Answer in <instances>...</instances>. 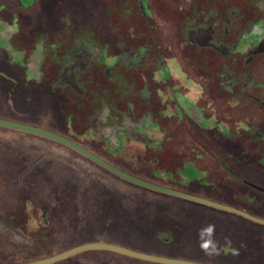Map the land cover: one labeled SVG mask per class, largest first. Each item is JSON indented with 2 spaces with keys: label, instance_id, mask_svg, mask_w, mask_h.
Wrapping results in <instances>:
<instances>
[{
  "label": "rangeland",
  "instance_id": "1",
  "mask_svg": "<svg viewBox=\"0 0 264 264\" xmlns=\"http://www.w3.org/2000/svg\"><path fill=\"white\" fill-rule=\"evenodd\" d=\"M17 2L0 0L9 11H2L0 16L10 20L14 15L22 22L23 37L27 39L49 31L58 37L62 53L86 43L95 54L105 49L108 56L115 57L146 49L148 59L146 65L140 67H126L114 63L116 60L112 58L105 67L95 64L89 67L88 74L80 75L74 91L70 88L26 90L16 83L3 86L4 97L11 99L17 111L29 110L32 117H44L40 114L43 109L48 113L47 124L52 129L141 179L173 186L192 183L193 189H201V193L213 197L219 192L214 194L210 189L215 192L217 184L223 189L221 184L224 183L235 192L242 189L240 201L251 209L264 205L263 200L251 196L248 185L233 178L221 166V161L225 162L244 180L260 186L264 180V145L251 139L233 142L215 128L217 122L234 130L241 127L242 122L250 125L256 122L258 128L264 123V104H260L264 102V54L261 55L264 47L257 50L256 61L245 67L243 60L253 55L251 49L237 53L236 60L231 61L211 50L197 51L196 46L186 42L190 26L220 18L221 22L227 17L233 18L232 38L250 31L254 23L264 24V0H150L154 19L149 21L142 16L137 0H41L31 10H23ZM232 11L237 12L235 16ZM262 24L257 26L255 34L244 37V45L250 41L256 43L257 36L264 30ZM2 32L0 28V36ZM157 54L168 59L176 56L191 78L208 85L202 93L186 87L180 89V93L190 94L205 116L211 117L213 125L196 133L189 126L177 127L180 121L176 118H166L161 121L162 129L166 131L170 125L177 131L172 132L171 137L165 136L162 145L158 128L144 124L143 130L157 135L152 146L159 152L141 146L138 137L135 141H126L125 150L111 156L103 150V139L101 142L95 137L94 128L100 133L97 120L100 118L112 125L118 122L114 117L131 108L138 109L137 117L147 111L141 91L144 88L152 92L165 91L157 74V68L165 62ZM61 66L60 60L54 61L50 78L53 82L56 80L53 74ZM226 66L233 68L236 74L247 72L251 76L246 107L233 100L223 87L226 76L222 73ZM107 68L110 73L106 72ZM164 73L169 70L165 69ZM153 104L156 110L160 108L159 104ZM121 138L119 134L120 144ZM19 141L28 145L21 152L22 156L14 153L13 143ZM19 180H22L21 187L13 188L12 183ZM224 195L228 201L236 202L228 191L221 197ZM258 196L264 198L261 193ZM0 201L1 205L5 203V212L10 215L20 209L28 218L34 213L33 222L22 215V230L30 232V241L23 233L14 239L13 243L22 244L17 248L9 241H0V264H28L98 241L149 246L140 249L163 252L165 248L155 237L171 241L178 232L180 239L191 247L183 252L185 256L211 261L208 249L232 239L220 251L225 255L239 252L233 255L234 264H264V230L236 218L211 215L205 210L150 194L113 177L73 150L3 128H0ZM41 212L48 213V217H40ZM261 215L264 216V212ZM196 235L198 239L194 240ZM212 249L214 255H219V249ZM89 252L60 264H141Z\"/></svg>",
  "mask_w": 264,
  "mask_h": 264
},
{
  "label": "flooded vegetation",
  "instance_id": "2",
  "mask_svg": "<svg viewBox=\"0 0 264 264\" xmlns=\"http://www.w3.org/2000/svg\"><path fill=\"white\" fill-rule=\"evenodd\" d=\"M40 1L41 0H21V8L23 10H31L37 7ZM137 3L144 19L146 21L153 20L154 9L150 4V0H137ZM1 8L2 11H8L6 10L7 8H4V6H1ZM236 13V11L231 12L232 16H235ZM0 18L6 20L1 16ZM220 20L207 22V24L204 25H196V27L190 26L191 30H189V37L188 39H186V42L190 45L196 46L197 51L201 52L211 50L213 52L219 53L225 59L231 61L236 60L235 57L237 53L240 54L246 49H251L253 50V55L251 54L249 56H246L243 60L245 67L251 66V64L256 61V56H258L257 50L264 47V30H262L263 32L260 36H257L256 43L250 41L249 43L244 45L242 41L245 36L255 34L257 26L262 23H254L250 25V31L241 32L235 38H232L231 30H233L234 27L233 18L227 17L223 20V22H221ZM3 23H1L0 26V28H3V32L1 33L2 36H0V43L1 45H3L7 41L8 46L6 50L10 56V59L18 63L19 65H22V75L27 82L26 84H24V88L27 90L31 88L42 90L43 88H45L48 89V91H52L59 88H63L64 90L70 88L72 91H74L75 84L78 82V78L80 77V75L85 76L86 74H88L90 70L89 67H92L95 64H98L96 67L107 66L109 64V59L111 58L116 60L114 63H120L122 65L124 64V66L126 67L145 66L148 62L146 49H139L134 52L132 51L127 55L120 54V56L115 57L108 56L105 49H101L99 54H95L89 49L92 47L84 43L82 47H78L75 49L70 48V50L62 53L61 51H59V39L54 33L49 31H46L45 33L39 32L35 37H30L29 39H27L23 37L24 32L22 30V22L16 20L15 17L12 22ZM220 23H222V27H219ZM262 25L264 26V24ZM220 30H222L223 36L220 35ZM262 54H264V52L261 53V55ZM157 57L165 62L163 65L157 68L158 77L164 84L165 91L163 92L162 90H158L156 92H152L149 88H144V90L141 91L142 96L146 100L145 103H147V111L143 112L141 116L137 117L135 116V114L137 115L138 109L131 108L129 109V111H125V113L114 117V119L118 118V122H114L112 125H107L105 121H102L100 120V118H98L97 127L99 128L100 133H98L97 130L93 127L94 134L97 140L102 142L103 139L104 141L103 150L107 151V153L111 156H116L118 153L123 152L126 147V141L129 140L132 142L135 141L134 139L138 137H140L138 138V140L141 143V146L146 148L151 147L154 151H157L152 146L155 137H157V135L160 136L163 145L165 136L167 137V135H170L171 137V133L177 131V128H174L170 125L169 127H167L168 130L164 131V129H162L161 121L166 118L172 120L176 118L180 121L177 127L180 126L183 129H186V126H189L196 133H199V131L201 132L211 129V126L213 125L211 117L205 116L204 110H202L201 107L198 106V102L192 100V98L189 96L190 94L187 93V95H185L184 93H180V89H183V87H186L191 91L194 90L195 93H202L203 91L207 90L208 85L200 84L195 79L191 78L189 76V72L185 69L184 65L178 60L176 56H172L170 59H168L157 54ZM53 60L55 62L57 60H60L62 64L60 70L56 74H53V78L56 79L54 82L52 81V79H50L52 78L51 68L53 67L54 63ZM165 69H168L169 73L165 74ZM106 72L110 73V68H107ZM222 75L226 76V80L225 82H223L224 86H222L226 88L230 93V97H233V100H236L238 104L246 107V98H249V92L247 89L249 87L248 84L250 83L251 76L247 72L236 74L234 73L233 68H231L230 66H226V69L224 70ZM159 97H161V99L167 98L168 100L163 101ZM153 103L159 104L160 108L156 110L153 106ZM260 104L262 105L264 104V102H260ZM8 106L12 111L15 112V107H11L13 105H10V103H8ZM217 123L218 124L215 127L216 131H218L221 136H224L225 138L233 142L251 139L259 144H262V146L264 145V131H262V128H264L263 122L260 124V128H258L259 126L256 127V122L252 123V125H250V123L242 122L239 123L241 127L238 126L237 130L231 129L229 126H226L222 122ZM144 124H152L153 126L158 128L159 133L157 135H154L150 131L143 130ZM69 130L70 129H68L67 131ZM56 133L68 137L69 139L77 142L78 144L89 150L86 145L80 143L79 141L74 140L62 133ZM119 134H122V144H120L118 140ZM22 135L35 136L26 133H22ZM38 138L41 140L51 141L42 137ZM13 144H15L16 146V149L14 151L16 156H22L23 151L26 149L25 147H28V145H25L21 141H19L18 143L14 142ZM22 146L24 147V149L20 150ZM29 147H32V145H29ZM35 147L37 148V146L34 145V148ZM91 152L94 153V151ZM95 154L100 157L102 156L101 154ZM20 183H22V180H19V182L16 184L12 183L14 186L13 188H20ZM260 184L261 185L259 186V188L262 189L260 193L264 196V180H262ZM4 195H7V193ZM261 200L264 201V198H261ZM4 206L5 203L1 205L0 201V207L2 208V210L0 209V241H9L14 247L17 248L18 246H22V244L19 245L13 243L16 236L23 233L25 236H27L29 241L31 238V234L29 231H27V229V232L22 230V215L25 220L27 219L29 222H33L34 213H30L28 218L26 214H22V210L20 209L19 212L10 215L5 212L6 210ZM38 209L39 211L41 210V208ZM40 217H42L43 219L45 217L47 218L48 213L41 212ZM2 238H4V240Z\"/></svg>",
  "mask_w": 264,
  "mask_h": 264
},
{
  "label": "water",
  "instance_id": "3",
  "mask_svg": "<svg viewBox=\"0 0 264 264\" xmlns=\"http://www.w3.org/2000/svg\"><path fill=\"white\" fill-rule=\"evenodd\" d=\"M0 128L3 129H8V130H13L16 132H21V133H26L30 135H35L38 137H42L48 140H51L53 142H56L58 144H61L76 153L84 156L88 160L92 161L96 165L100 166L110 174L139 187L161 193L164 195L180 198L186 201L194 202L197 204L205 205L211 208H215L218 210H222L225 212L237 214L247 220H250L254 223L264 225V219L256 217L240 208H236L233 206H229L226 204H222L220 202H216L214 200H210L207 198H203L200 196L192 195L183 191H179L173 188L165 187L156 183H152L149 181H146L144 179H141L139 177H136L130 173H127L120 168L112 165L105 159L101 158L100 156L96 155L95 153L91 152L90 150L86 149L85 147L81 146L77 142L69 139L68 137H65L61 134H58L56 132H53L51 130L34 126V125H29V124H24V123H19V122H14L10 120H5L0 118ZM89 251H107V252H112L116 254H120L132 259L140 260V261H145V262H150L154 264H200L197 262L189 261V260H183V259H173V258H167L163 256H157V255H151V254H146L142 252H138L126 247H122L116 244H111V243H105V242H92V243H87L83 244L74 248H71L63 253H60L58 255L45 258L42 260H38L35 262H31L28 264H56L58 262H61L63 260L69 259L73 256H76L81 253L89 252Z\"/></svg>",
  "mask_w": 264,
  "mask_h": 264
},
{
  "label": "trees",
  "instance_id": "4",
  "mask_svg": "<svg viewBox=\"0 0 264 264\" xmlns=\"http://www.w3.org/2000/svg\"><path fill=\"white\" fill-rule=\"evenodd\" d=\"M221 166L224 168V170L229 173L233 178H235L236 180L240 181L241 183H243L244 185H248L250 187V192L252 193L251 196L253 198H257L259 200H261V197L258 196V193H260L262 191L261 188H259V186L257 185H254V184H250L249 182H247L246 180H244L240 175H238L232 168H230L225 162H222L221 161ZM184 170V169H183ZM158 170H155L154 172H157ZM107 172V171H106ZM109 173V172H107ZM110 174V173H109ZM112 175V174H111ZM113 177L123 181L124 183L130 185V186H133L135 188H138V189H141L145 192H148L150 194H153V195H157V196H161V197H164V198H167V199H170V200H174V201H177V202H181L183 204H187V205H190V206H193L194 208H198V209H202V210H205L207 212H209V214L211 215H215V216H224V217H232V218H236L246 224H250L252 226H254L255 228L259 229V230H264V225H260V224H257V223H254L250 220H247L237 214H233V213H229V212H225V211H222V210H218V209H215V208H211V207H208V206H205V205H201V204H197V203H194V202H190V201H186V200H183V199H180V198H176V197H172V196H168V195H164V194H161V193H157V192H154V191H151V190H148V189H145V188H142V187H139V186H136V185H133V184H130L114 175H112ZM154 177V176H153ZM155 178V177H154ZM146 181H149V182H152V183H156V184H159V185H162V186H165V187H169V188H173V189H176V190H179V191H183V192H186V193H189V194H192V195H196V196H201V197H204V198H207V199H211V200H214L216 202H220L222 204H226V205H229V206H233V207H236V208H240L256 217H259V218H262L264 219V216L261 215L263 214V207L264 205H261V208H255L254 210L251 209L252 207H248L247 205H245V203H242L240 200H241V193L240 191L242 189H239L237 192L234 191L233 188H230L228 186V184H224L222 183V187H224L223 189L220 188V186H218V184L216 185V189H215V192H213V189L211 191V193H214L216 194L217 192H219V194H217V196L215 195V197H213L211 194L210 196L209 195H205L203 193H201V189L199 190H195L193 189L192 187V183L191 184H188V185H178V186H173L171 184H167L166 183H160V182H157V181H154V180H151V179H144ZM171 182V181H170ZM173 183V182H171ZM200 184V183H199ZM198 184V185H199ZM229 187V188H228ZM201 188V187H200ZM209 191V192H210ZM225 191H228V195L229 197L236 201V202H231V201H228L224 196L221 197L222 194L225 193ZM193 212H196V209L195 210H192ZM261 213V214H260ZM214 216L210 217V219H213ZM209 220V219H208ZM179 232L177 233V236L175 238H173L171 241H168V240H161V237L160 236H157L155 237L156 241L160 244L161 247L165 248L163 250V252H158V251H154V250H149V249H140V248H150L149 246H143V247H134V246H131V245H125V244H119V243H114V242H108V241H98V242H105V243H111V244H116V245H119V246H122V247H126V248H129V249H132V250H135V251H138V252H142V253H146V254H151V255H157V256H163V257H167V258H173V259H183V260H189V261H193V262H197V263H200V264H234L233 262L235 261V258L233 257V255H237L239 252H232L231 255H225L222 251H220V248L223 247V245H225L226 243H229V242H232V239L229 240V241H223L220 243V245H217L216 247H211L210 249V252L208 253L209 255H212L210 256L209 258L211 259V261H209L208 259L204 260V259H197V258H194V257H190V256H185L183 255V252L187 249V248H191L189 245H186L184 243V241H182V239H180V236H179ZM195 238L198 239L197 235L194 236V240ZM168 241V242H167ZM92 243V242H91ZM86 244V243H85ZM156 247V246H155ZM153 248V247H151ZM212 248H216V250L219 249V255L218 254H213L211 251L213 250ZM90 253V252H88ZM92 253V252H91ZM95 253H99V254H106V255H111L112 257H118V258H122V259H125V260H128V261H132V262H136V263H141V264H154V263H150V262H145V261H140V260H136V259H132V258H129V257H126V256H123V255H120V254H116V253H112V252H107V251H95ZM83 254H86V253H83ZM83 254H79L75 257H78V256H81ZM213 256H216L215 259L212 258ZM73 257V258H75ZM72 259V257H71ZM262 260V259H261ZM66 261V260H65ZM64 262V261H63ZM62 263V262H59V264Z\"/></svg>",
  "mask_w": 264,
  "mask_h": 264
},
{
  "label": "crops",
  "instance_id": "5",
  "mask_svg": "<svg viewBox=\"0 0 264 264\" xmlns=\"http://www.w3.org/2000/svg\"><path fill=\"white\" fill-rule=\"evenodd\" d=\"M17 4L19 7H21V0H18ZM1 6L2 5L0 4V12L2 11ZM13 19H14V16H11L10 20H7V19L4 20L0 18V24L3 22H12ZM7 46H8L7 41L3 45H1L0 43V118L5 119V120L14 121V122L39 126L42 128H48L55 132L61 133V131L57 129H52V127H50L47 124L48 123L47 122L48 113L44 111L43 109L40 110V114L43 115L44 117H37V116L32 117L31 116L32 111L31 113L29 110L22 111V112H20L19 110L17 111L13 102L10 101L11 99L8 100L7 97H4L3 86L6 87L8 85H12L13 83H16L24 87V84L27 83L22 75V65H19L18 63L10 59V56L6 50ZM29 90H34V89L31 88ZM8 103H10V105H13L11 107L13 108L15 107V112L10 109V107L8 106Z\"/></svg>",
  "mask_w": 264,
  "mask_h": 264
}]
</instances>
